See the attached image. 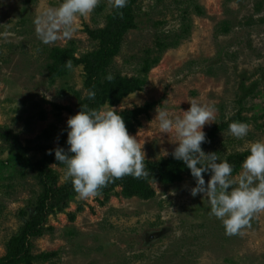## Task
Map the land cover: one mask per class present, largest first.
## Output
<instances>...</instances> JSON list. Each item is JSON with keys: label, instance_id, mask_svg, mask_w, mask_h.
Here are the masks:
<instances>
[{"label": "rangeland", "instance_id": "rangeland-1", "mask_svg": "<svg viewBox=\"0 0 264 264\" xmlns=\"http://www.w3.org/2000/svg\"><path fill=\"white\" fill-rule=\"evenodd\" d=\"M59 3L0 0V126L29 148L18 156L0 140V257L35 213L49 149L67 151L66 121L93 91L88 55L100 48L114 10L100 0L78 18L71 38L43 44L34 18ZM135 10L137 26L98 75L102 88L90 110H117L143 145L145 164L156 167L176 161L175 138L159 131L156 109L175 116L192 100L214 106L201 147L221 161L264 140V0H137ZM239 113L250 125L245 138L231 136L229 127L210 136ZM64 168L52 161L46 174L62 186ZM175 173L177 180H149L132 192L133 185L120 184L86 200L75 192L61 210H43V233L29 240L33 263L264 264V213L254 215L243 235L227 236L203 194L191 195L196 181L186 165ZM47 252L57 255L38 257Z\"/></svg>", "mask_w": 264, "mask_h": 264}, {"label": "clouds", "instance_id": "clouds-1", "mask_svg": "<svg viewBox=\"0 0 264 264\" xmlns=\"http://www.w3.org/2000/svg\"><path fill=\"white\" fill-rule=\"evenodd\" d=\"M99 3L100 0H60L57 6L43 7L33 21L38 39L43 44H54L61 37L71 38L78 18L90 15ZM127 4L128 0H109L110 8L115 10ZM87 97L95 99V92L89 91ZM215 111L214 106L192 100L183 115L173 116L160 108L154 120L161 133L175 138L171 155L184 162L196 181L191 195L203 194L210 205L209 214L222 222L227 236L243 235L254 215L264 213V140L247 145L244 151L248 155L234 176V168L227 160L221 161L216 153L206 154L201 147L207 142L203 128L214 122ZM66 123L68 148L55 149V158L65 166L63 180L71 182L79 199L99 195L115 179L148 176L143 145L129 134L123 117L114 108L90 110L85 106ZM249 130L250 125L239 121H233L228 128L236 139L245 138ZM205 173H210L207 182Z\"/></svg>", "mask_w": 264, "mask_h": 264}, {"label": "trees", "instance_id": "trees-1", "mask_svg": "<svg viewBox=\"0 0 264 264\" xmlns=\"http://www.w3.org/2000/svg\"><path fill=\"white\" fill-rule=\"evenodd\" d=\"M136 8L137 0H128V4L125 8L121 10L114 9L107 19L106 29L102 37L100 48L88 55V62L90 64L89 74L94 92H99L101 90L102 85L99 82L98 75L104 71L111 60L119 53L124 35L127 31L136 28ZM148 67L149 64L143 70L146 71ZM54 74L55 73L51 75ZM92 102L93 99H86L80 104L79 111L84 110L85 106L90 109ZM133 113L136 112L134 111L129 114ZM241 119V114L239 113L229 118L228 121L215 125L213 131L210 133V136L216 131L228 128L230 123L233 121L241 122ZM0 140L10 147L12 152L18 156L29 151V148L23 146L18 136L7 127L0 126ZM247 155L248 152L245 151L243 153L232 154L225 159L233 166V175L240 171V165ZM52 161L63 165L56 160L55 150L49 149V157H47V159H45V161H43L40 165L43 170L44 177H39V182L42 185V191L37 197V203L34 207L35 213L24 219L19 231L10 237L7 251L3 256L0 257V264H34L33 262L36 257L31 254L29 240L43 233V223H40L41 219H39L42 211L46 210L45 212L47 214L49 211L51 212L55 209L61 210L64 206H66V204H68L69 194L72 195L75 193L71 182H67L62 186H58L57 177L46 174L47 165ZM183 163L184 162L179 160H168L159 167L153 166L151 164L146 165V170L149 173L147 177L137 179L132 176H125L120 179H115L113 182L108 183L106 187H103L100 192H107L110 188L118 184L125 187L127 185H133L131 189L132 192L135 187L140 186L141 183L149 180H156L164 183L170 180H177L180 178V176H176L175 171L178 170ZM205 174L210 175V173ZM22 215L26 216L27 213L23 211ZM56 255V252H47L42 253L38 257L46 261Z\"/></svg>", "mask_w": 264, "mask_h": 264}]
</instances>
